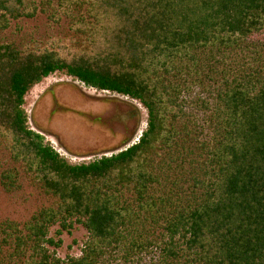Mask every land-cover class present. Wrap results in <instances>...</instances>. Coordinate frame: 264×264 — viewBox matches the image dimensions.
<instances>
[{
    "label": "trees",
    "instance_id": "1",
    "mask_svg": "<svg viewBox=\"0 0 264 264\" xmlns=\"http://www.w3.org/2000/svg\"><path fill=\"white\" fill-rule=\"evenodd\" d=\"M37 9L0 0V30ZM76 9L94 19L81 47L0 42V183L49 199L0 224V264H264V0H57L55 15ZM57 71L140 102L138 141L82 163L45 142L25 96ZM76 224L81 255L57 257Z\"/></svg>",
    "mask_w": 264,
    "mask_h": 264
},
{
    "label": "rangeland",
    "instance_id": "2",
    "mask_svg": "<svg viewBox=\"0 0 264 264\" xmlns=\"http://www.w3.org/2000/svg\"><path fill=\"white\" fill-rule=\"evenodd\" d=\"M37 4L33 18L11 20L8 28L0 30V42L9 40L23 44L34 39L41 44L50 41L76 48L77 45L83 46L93 27V18L77 9L71 16L61 12L57 16V0H37ZM78 17L84 18V31L77 29L78 26L81 28ZM64 95L67 99L75 98L76 102L68 105L66 100L61 104ZM52 98L60 105L51 106ZM24 108L29 126L42 134L44 141L71 163L88 162L103 154L120 151L124 138L129 137L130 144L134 142L145 129L147 119L146 109L137 100L88 87L58 71L43 78L27 92ZM48 200L27 180L21 181L18 189L10 191L0 183V224L13 221L22 227ZM56 228L57 225L50 228V236L54 235ZM87 235L86 229L76 224L70 232L64 231L60 236L62 243L59 247L49 248L62 259L67 255L80 256Z\"/></svg>",
    "mask_w": 264,
    "mask_h": 264
},
{
    "label": "flooded vegetation",
    "instance_id": "3",
    "mask_svg": "<svg viewBox=\"0 0 264 264\" xmlns=\"http://www.w3.org/2000/svg\"><path fill=\"white\" fill-rule=\"evenodd\" d=\"M49 92H50L49 95L51 96L52 90L49 91ZM66 97H67V95H66V96L64 95V96L62 97V103H61V104L66 103V100H67V104H68V105H69L70 103H73V101L76 102L75 98H70V97H69V98L67 99ZM54 98H55V97H54ZM54 98L51 99V101H52L51 104H52V105H51V104H50V105H51V106H58V105H60V104L58 103L59 101H58L57 99H54ZM79 102H80V101L78 100V103H79ZM86 105H87V104H86Z\"/></svg>",
    "mask_w": 264,
    "mask_h": 264
},
{
    "label": "built area",
    "instance_id": "4",
    "mask_svg": "<svg viewBox=\"0 0 264 264\" xmlns=\"http://www.w3.org/2000/svg\"><path fill=\"white\" fill-rule=\"evenodd\" d=\"M135 141H138V137L136 138V140H135ZM135 141H134V142H135Z\"/></svg>",
    "mask_w": 264,
    "mask_h": 264
},
{
    "label": "clouds",
    "instance_id": "5",
    "mask_svg": "<svg viewBox=\"0 0 264 264\" xmlns=\"http://www.w3.org/2000/svg\"><path fill=\"white\" fill-rule=\"evenodd\" d=\"M141 135V133L139 134V136ZM139 136H138V138H139Z\"/></svg>",
    "mask_w": 264,
    "mask_h": 264
}]
</instances>
